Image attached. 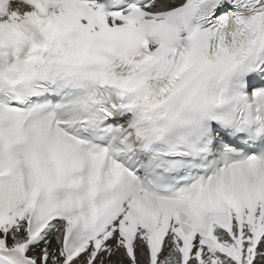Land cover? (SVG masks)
<instances>
[{
  "label": "snow or ice",
  "instance_id": "6c2138e0",
  "mask_svg": "<svg viewBox=\"0 0 264 264\" xmlns=\"http://www.w3.org/2000/svg\"><path fill=\"white\" fill-rule=\"evenodd\" d=\"M0 264H264V0H0Z\"/></svg>",
  "mask_w": 264,
  "mask_h": 264
}]
</instances>
